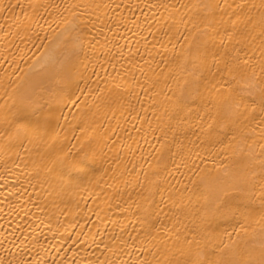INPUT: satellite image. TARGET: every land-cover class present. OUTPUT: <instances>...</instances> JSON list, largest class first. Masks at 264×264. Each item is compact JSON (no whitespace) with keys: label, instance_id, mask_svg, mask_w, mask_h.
<instances>
[{"label":"bare ground","instance_id":"1","mask_svg":"<svg viewBox=\"0 0 264 264\" xmlns=\"http://www.w3.org/2000/svg\"><path fill=\"white\" fill-rule=\"evenodd\" d=\"M262 100L264 0H0V264H264Z\"/></svg>","mask_w":264,"mask_h":264},{"label":"snow or ice","instance_id":"2","mask_svg":"<svg viewBox=\"0 0 264 264\" xmlns=\"http://www.w3.org/2000/svg\"><path fill=\"white\" fill-rule=\"evenodd\" d=\"M261 111L264 112V100H262V103H261ZM261 122L264 123V120H262ZM163 148H164V145H161L160 151H162ZM225 209L230 210L228 208L227 202L225 203ZM100 264H106V262H100ZM141 264H148V262L144 261V262H141Z\"/></svg>","mask_w":264,"mask_h":264}]
</instances>
